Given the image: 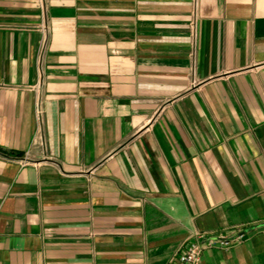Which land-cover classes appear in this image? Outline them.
<instances>
[{"label":"crops","instance_id":"crops-1","mask_svg":"<svg viewBox=\"0 0 264 264\" xmlns=\"http://www.w3.org/2000/svg\"><path fill=\"white\" fill-rule=\"evenodd\" d=\"M264 264V0H0V264Z\"/></svg>","mask_w":264,"mask_h":264},{"label":"built area","instance_id":"built-area-1","mask_svg":"<svg viewBox=\"0 0 264 264\" xmlns=\"http://www.w3.org/2000/svg\"><path fill=\"white\" fill-rule=\"evenodd\" d=\"M243 233L232 235L212 234L208 232H195L190 234L179 253L169 264H198L202 258L203 251L219 245L224 249H229L234 243L241 242Z\"/></svg>","mask_w":264,"mask_h":264}]
</instances>
